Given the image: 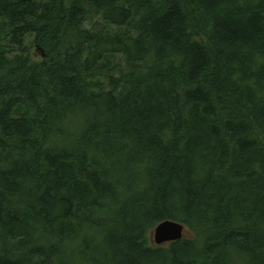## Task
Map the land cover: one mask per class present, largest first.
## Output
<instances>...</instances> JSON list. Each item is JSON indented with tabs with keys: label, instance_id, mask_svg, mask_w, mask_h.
Instances as JSON below:
<instances>
[{
	"label": "trees",
	"instance_id": "obj_1",
	"mask_svg": "<svg viewBox=\"0 0 264 264\" xmlns=\"http://www.w3.org/2000/svg\"><path fill=\"white\" fill-rule=\"evenodd\" d=\"M0 264H264V0H0Z\"/></svg>",
	"mask_w": 264,
	"mask_h": 264
},
{
	"label": "water",
	"instance_id": "obj_2",
	"mask_svg": "<svg viewBox=\"0 0 264 264\" xmlns=\"http://www.w3.org/2000/svg\"><path fill=\"white\" fill-rule=\"evenodd\" d=\"M41 57H44L39 50ZM184 226L171 220H165L157 224L152 233V243L154 246H161L166 243H172L183 239Z\"/></svg>",
	"mask_w": 264,
	"mask_h": 264
},
{
	"label": "rangeland",
	"instance_id": "obj_3",
	"mask_svg": "<svg viewBox=\"0 0 264 264\" xmlns=\"http://www.w3.org/2000/svg\"><path fill=\"white\" fill-rule=\"evenodd\" d=\"M32 54H33L32 55L33 60L37 61L39 59V52L35 48H33ZM152 233H153V230L151 231V234H150V241H151V243H152Z\"/></svg>",
	"mask_w": 264,
	"mask_h": 264
}]
</instances>
